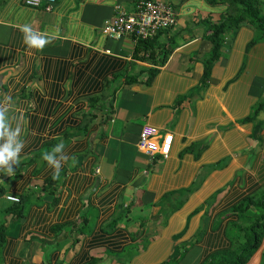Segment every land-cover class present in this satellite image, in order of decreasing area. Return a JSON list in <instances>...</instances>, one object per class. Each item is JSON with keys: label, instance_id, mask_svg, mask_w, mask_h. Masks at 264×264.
Instances as JSON below:
<instances>
[{"label": "crops", "instance_id": "0c3cea01", "mask_svg": "<svg viewBox=\"0 0 264 264\" xmlns=\"http://www.w3.org/2000/svg\"><path fill=\"white\" fill-rule=\"evenodd\" d=\"M22 1L0 0V44L5 60L11 55L0 67L7 88L0 112L22 141L19 159L50 138L67 140L53 157L68 159L54 202L40 190L55 172L47 161L18 162L11 175L0 170V264H86L91 257L95 264H198L228 248L227 232L238 222L230 209L264 190V125L252 138V123L243 121L264 95V40L247 47L254 32L240 24L198 89L211 47L198 20L216 21L221 4L160 0L171 6L174 24L155 35L171 46L159 65L137 59L130 36L102 32L115 5L131 10L135 0H55L49 10ZM25 25L46 39L42 48L24 43ZM101 62L106 71L96 73ZM148 67L157 69L149 81ZM126 74L136 78L124 83ZM22 92L30 99L19 98ZM34 115L41 132L29 127ZM144 126L157 143L172 135L165 156L138 149ZM5 195L24 196L21 216L8 213L13 202ZM85 212L88 233L52 231L79 223ZM244 264H264V235Z\"/></svg>", "mask_w": 264, "mask_h": 264}, {"label": "trees", "instance_id": "16d2710c", "mask_svg": "<svg viewBox=\"0 0 264 264\" xmlns=\"http://www.w3.org/2000/svg\"><path fill=\"white\" fill-rule=\"evenodd\" d=\"M138 0H135V2ZM208 3H217L222 5V12L219 13V17L216 21L207 20L204 28V37L211 43L209 51L202 58V73L199 82V88L202 89L207 82V79L210 75V70L213 63L220 56V46L224 42V38L227 34L233 33L240 24H248L254 34L247 47L253 43L264 40V0H207ZM28 8H33L25 4ZM55 2V1H54ZM135 2L133 4H135ZM54 5V3H53ZM52 5V7H53ZM36 8V7H34ZM205 20V19H204ZM156 31L153 36L146 39H137L136 44L133 49V55L139 60H150L154 61L157 59L158 64L162 65L170 51L171 46L164 45L165 43H159L155 38ZM154 40H156L154 42ZM9 54L5 60V53L3 52L2 45L0 44V67L7 63V59L11 58ZM116 63H111V66H115ZM106 62H101L100 64L95 65V72L99 73L100 71H106ZM1 69V68H0ZM156 68H145L144 72L146 73V80L149 81L151 77L155 74ZM136 78L135 75L126 74L123 77L124 83H129ZM5 82L0 80V97L1 94L6 93ZM52 90V89H51ZM19 98H25L29 100V96L22 92ZM1 100V98H0ZM98 100L96 98H90L89 104H96ZM32 106H30L31 108ZM28 108V110H30ZM264 113V95L259 99L257 103L252 107L251 112L243 119V121L251 122L252 129L250 136L255 138L264 125V119H257L258 112ZM33 112H37L36 109ZM32 120L28 119L29 127L36 130L37 132L42 131V123H37L36 115L31 116ZM38 137V136H37ZM36 136L34 137V139ZM66 139L61 140L57 138H50L47 141L41 143V148L38 153L33 156L25 157L19 159L20 163L26 162H35L38 158L41 159V162H44L43 154L45 152H51L57 144H65ZM56 152H52L54 156ZM62 172H59L58 178H54V173L48 176L43 181V185L40 190L43 193L50 194L52 196L51 201L54 202L56 197L54 196L56 187L60 184V178ZM4 193L3 188L0 186V196ZM167 196V194H166ZM24 196L17 197V202H13L11 209L8 211L10 214L16 216H21L24 213L23 198ZM252 208L253 211L250 209ZM231 212H235L238 217V222L234 223V229L227 232L230 246L226 249L214 251L208 254L204 259H202L198 264H244L249 256L258 246L262 236L264 235V190L252 194L232 206L230 209ZM82 221L77 222H68L63 225H57L52 227V231L58 233L63 230L65 227L69 230H73L75 235L81 233H88L91 231L92 223L89 220V213H82ZM89 221V222H88ZM112 221V225H113ZM112 227V226H111ZM4 226L0 224V250L4 244ZM132 253H126L125 258L128 259ZM176 254L172 257L173 261L177 260ZM180 256V254H179ZM90 262L86 264H95L96 259L91 257ZM176 259V260H175ZM125 262V261H124Z\"/></svg>", "mask_w": 264, "mask_h": 264}, {"label": "built area", "instance_id": "2783aa9c", "mask_svg": "<svg viewBox=\"0 0 264 264\" xmlns=\"http://www.w3.org/2000/svg\"><path fill=\"white\" fill-rule=\"evenodd\" d=\"M55 0H24L31 7L42 6L49 10ZM113 15L107 19L102 27V32L110 38L130 36L134 41L146 39L161 29H166L174 24V14L170 5L160 0H138L131 10H125L118 4L113 7ZM154 131L150 126L140 129L137 137V146L147 154L165 156L170 148L172 135L167 133L161 136L160 142L153 139ZM5 198L17 202V197L5 195Z\"/></svg>", "mask_w": 264, "mask_h": 264}, {"label": "clouds", "instance_id": "9594fccd", "mask_svg": "<svg viewBox=\"0 0 264 264\" xmlns=\"http://www.w3.org/2000/svg\"><path fill=\"white\" fill-rule=\"evenodd\" d=\"M21 30L24 33V43L27 44L29 48H42L45 43H47L46 39L43 36H37L30 26L25 25ZM5 136H7L5 144L0 145V170H3L7 174L11 175L13 173L12 165L19 162V153L22 147V141L16 140L17 132L9 133L7 131L3 119V112H0V138ZM63 146L64 145L62 143L57 144L51 152H45L43 154L44 160H46L47 163L55 169L54 178H58L61 164L62 162L67 161L68 157L67 155H63L60 160H54L52 152H59Z\"/></svg>", "mask_w": 264, "mask_h": 264}, {"label": "rangeland", "instance_id": "374dc122", "mask_svg": "<svg viewBox=\"0 0 264 264\" xmlns=\"http://www.w3.org/2000/svg\"><path fill=\"white\" fill-rule=\"evenodd\" d=\"M199 21V23H201L203 26H205V24L207 23V20L205 19V20H202V19H199L198 20ZM42 249H43V247H42ZM41 252H43V251H41ZM43 255V258H45V253L44 254H42Z\"/></svg>", "mask_w": 264, "mask_h": 264}]
</instances>
